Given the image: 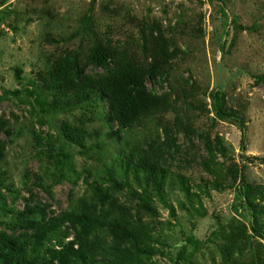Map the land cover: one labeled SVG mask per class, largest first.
<instances>
[{
  "label": "rangeland",
  "instance_id": "obj_1",
  "mask_svg": "<svg viewBox=\"0 0 264 264\" xmlns=\"http://www.w3.org/2000/svg\"><path fill=\"white\" fill-rule=\"evenodd\" d=\"M97 45L105 68L89 63ZM132 69L159 104L120 128L99 85ZM61 70L90 86L84 101L53 107ZM140 159L155 181L126 161ZM0 174V234L28 264L66 247L86 264H264V0H0ZM66 213L91 235L46 231ZM114 223L134 243L114 241Z\"/></svg>",
  "mask_w": 264,
  "mask_h": 264
},
{
  "label": "trees",
  "instance_id": "obj_2",
  "mask_svg": "<svg viewBox=\"0 0 264 264\" xmlns=\"http://www.w3.org/2000/svg\"><path fill=\"white\" fill-rule=\"evenodd\" d=\"M88 60L92 65L105 68L110 64V54L105 47L97 45L92 49ZM58 65L61 69V64ZM160 67L161 66L158 62H154L151 66V69L148 72V77L151 81L156 80L159 75ZM60 72H62V75L57 73L54 75L52 80V92L56 94V101L53 102V107H57L56 104L60 102L71 104L72 97H76L75 100H77V102L75 103H81L84 101L89 95L90 86L80 88L77 91V88L71 87L72 85L70 86L69 80L65 81V72L62 70ZM75 91L78 92L80 97L76 96ZM27 93L30 94L31 97L35 96V92ZM99 93L107 100L108 103L110 112L107 118L110 121H116L120 128H126L134 125L141 119L142 116L155 111L159 104L158 100L146 92L141 74L133 69L116 74L102 82L99 85ZM15 95H18V92ZM221 96L222 94L219 92L214 95V100L216 101V114L221 118L232 117L224 110L223 99ZM35 102L42 111L45 110L46 102H44L43 99H36ZM79 134L80 132L76 131L72 140L75 141V138L78 140ZM48 155L52 159H67V156L65 155H55L53 153H49ZM126 161L137 171L140 170L147 173V176L152 177L153 181H155L158 171L147 159H140L137 162V164H139L138 167L136 165H132L129 162L130 160ZM27 213L30 216H37L44 212L35 207L33 209H29ZM63 222H68L76 228L77 240H85L91 235L95 227L93 222L85 215L66 213L50 221L49 225H47L45 229L46 231L54 232ZM111 232V235L116 242L134 243L135 241V237L132 232L126 230L124 227L116 225L115 223L112 226ZM43 237L44 234L40 238L36 239L35 242L38 247L40 246ZM23 252L24 248L17 239L12 238L7 234H0V264H28L26 256H24L25 254ZM79 261L83 264H86L87 262V256L85 252H83L82 248H80L79 251L74 252L70 247H66L62 252H60L58 258V264H76Z\"/></svg>",
  "mask_w": 264,
  "mask_h": 264
}]
</instances>
